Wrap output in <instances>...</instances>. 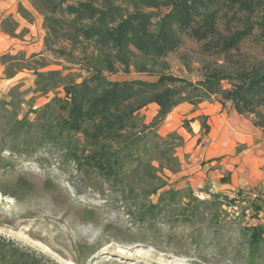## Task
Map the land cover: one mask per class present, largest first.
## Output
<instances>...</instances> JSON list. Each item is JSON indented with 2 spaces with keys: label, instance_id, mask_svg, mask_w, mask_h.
<instances>
[{
  "label": "rangeland",
  "instance_id": "obj_1",
  "mask_svg": "<svg viewBox=\"0 0 264 264\" xmlns=\"http://www.w3.org/2000/svg\"><path fill=\"white\" fill-rule=\"evenodd\" d=\"M83 1L66 0L63 5ZM94 1L97 7L104 4V0ZM115 4L124 15H153L152 31L169 10L148 8L136 0ZM217 9V34L198 42L178 30L180 47L157 59L164 65L154 66V72L185 82L174 88H182L191 99L180 105H193L194 110L216 103L233 108L225 94L246 78L264 73V0L250 15L252 34L232 50H225L223 43L245 28L249 14L223 5ZM54 16L65 23L73 18L63 13ZM29 17L32 28L21 31L19 40L30 35L35 53L26 56L19 51L23 44L14 43L16 47L5 48L3 52H9L0 58V264H24L20 255L37 258V264H264V236L258 252L250 249L252 228L264 230V199H258L263 209L256 214L257 197L252 192L213 194L206 183L188 182L194 151L200 147L201 154L206 145L202 130L206 121L200 120L201 129L192 126L193 119L177 109L180 105L159 127L140 137L145 139L137 157L126 162L123 183L105 180L85 164L93 152L117 150L118 144L93 142L85 132L63 133L58 127L63 114L53 100L65 97L66 82L79 84L90 76L98 50L64 32L47 47L44 17L36 10ZM10 22L5 20V31L12 28ZM64 29L72 32L68 24ZM47 72H58L66 79L37 77L36 73ZM215 72L226 77L218 84L219 91L193 104L192 100L199 102L197 93H205V82ZM107 78L111 82L159 79L134 69L130 75ZM157 106L139 111L137 122L150 125ZM241 115L264 132V93ZM85 129L90 131L89 125ZM140 129L128 130L126 135L134 136ZM151 204L161 211L156 220L142 221Z\"/></svg>",
  "mask_w": 264,
  "mask_h": 264
},
{
  "label": "trees",
  "instance_id": "obj_2",
  "mask_svg": "<svg viewBox=\"0 0 264 264\" xmlns=\"http://www.w3.org/2000/svg\"><path fill=\"white\" fill-rule=\"evenodd\" d=\"M28 1L44 17L47 47L64 32L70 38L80 39V43L93 44L98 50L91 60L90 76L79 84L74 80L69 84L66 82L63 86L65 97L54 98L53 103L58 105V113L63 114L58 120V127L63 133L85 132L87 138L93 142L109 140L118 144L117 150L103 149L93 152L86 158L85 164L96 169L105 180L119 185L124 181L126 162L137 157L139 153L140 142L145 139L140 137L159 127L174 108L191 101L182 88H174L177 83H185L183 80L154 72V66L164 65L157 62V59L177 51L180 47L178 30L198 42L208 41L218 32L220 14L217 7L223 5L237 8L249 14L245 28L234 32L223 43L225 50L236 49L242 40L252 34L254 28L250 15L261 0H136V4L148 8L169 9L167 14L158 19L155 31H152L153 15L142 12L124 15L123 10L115 4L116 0H104L101 7H97L94 0H85L66 7L63 5L66 0ZM19 11L30 22L29 12L22 7ZM58 13L73 18L65 23L54 16ZM65 24L71 27L70 34L65 31ZM62 37L65 38V35ZM205 45L209 46L210 42ZM132 69L137 74L158 76L159 79L156 82H111L107 78V75L119 73L130 75ZM36 74L39 79L46 80H52L55 76L61 77L58 72ZM64 79L66 78H60ZM223 79L226 77L219 72L210 75L205 82L206 89L203 88L205 93L198 92L199 102L192 100V103L198 105L201 101L210 99L211 93L216 94L219 91L218 84ZM262 93L264 73L250 76L241 84L235 85L225 94V100L232 103L240 114H244L246 109L253 107L254 101ZM150 104L159 107L156 117L150 125L139 124L138 112ZM49 108L51 104L47 106ZM85 125H89L90 131L85 129ZM139 128L141 129L136 135H126L128 130ZM203 128L207 133L209 126L206 122L203 123ZM179 139L182 140L181 137ZM124 152L125 155L122 156ZM258 199L260 200L259 197L255 198L253 204L256 214L263 209ZM160 211L158 205H149L142 221L156 220ZM263 236L264 230L252 228L251 250L258 252ZM19 261H24V264H37V258L30 259L27 255H20Z\"/></svg>",
  "mask_w": 264,
  "mask_h": 264
},
{
  "label": "crops",
  "instance_id": "obj_3",
  "mask_svg": "<svg viewBox=\"0 0 264 264\" xmlns=\"http://www.w3.org/2000/svg\"><path fill=\"white\" fill-rule=\"evenodd\" d=\"M20 7L30 14L35 13L28 0H0V58L9 52H3L5 48L16 47L14 43L23 44L19 51L26 56L35 53L30 35H25L21 41L19 40L23 34L21 31L32 28V23L19 13ZM7 18L13 24L9 31L4 30ZM40 46H43L42 42L38 48ZM177 109L182 110V115L193 119L191 125L198 126L197 129L202 128L200 120L206 121L209 126L207 133L202 129L205 135V148L201 154L200 147L195 149L196 159L188 166L190 168L186 174L190 176L188 182L192 185V180H198L199 186L206 183L213 194L242 191L252 192L254 197L264 199L263 130L239 114L235 107L230 108L216 103L200 111L194 110L193 105L183 104ZM198 139L200 135L196 132L193 137L196 144Z\"/></svg>",
  "mask_w": 264,
  "mask_h": 264
}]
</instances>
